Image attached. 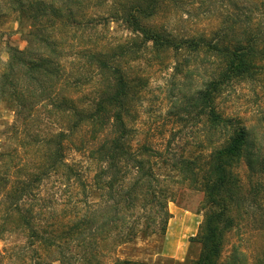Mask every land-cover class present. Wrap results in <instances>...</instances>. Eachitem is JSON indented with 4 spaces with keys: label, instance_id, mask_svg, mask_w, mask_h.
Segmentation results:
<instances>
[{
    "label": "rangeland",
    "instance_id": "obj_1",
    "mask_svg": "<svg viewBox=\"0 0 264 264\" xmlns=\"http://www.w3.org/2000/svg\"><path fill=\"white\" fill-rule=\"evenodd\" d=\"M129 1L0 0V264L195 261L207 207L202 176L241 128L242 145L222 159L239 200L228 203L234 226L219 262L264 264V1L163 0L156 16L141 20L180 40L220 34L225 42L216 50L145 41L121 18ZM240 39L249 42L241 47L247 72L225 76L235 48L226 42ZM120 81L127 85L122 106L98 108ZM122 126L127 143L162 154L148 161L164 177L150 188L171 196L166 233L138 234L125 244L113 219L119 176L108 160L92 161L80 148L112 141ZM61 132L69 135L61 161L77 169L68 177L53 168L57 146L50 139ZM117 165L124 183L136 184L135 165ZM163 203L144 199L136 208L151 212Z\"/></svg>",
    "mask_w": 264,
    "mask_h": 264
},
{
    "label": "trees",
    "instance_id": "obj_2",
    "mask_svg": "<svg viewBox=\"0 0 264 264\" xmlns=\"http://www.w3.org/2000/svg\"><path fill=\"white\" fill-rule=\"evenodd\" d=\"M162 1L163 0L129 1L124 7H122L121 18L124 22L130 24L137 32H139L145 41L152 42V44L156 47L181 48V45L186 44L192 47H200L203 45L216 50L220 44H224L225 41L221 39L222 37L217 38L220 34L210 38L200 37L197 39L180 40L172 37L171 33L157 32L145 27L141 20L156 16ZM255 1H260L259 3L263 4L262 1L264 0ZM19 4L22 3L19 2ZM246 41L240 39L238 41H229L230 43L226 42L227 45L231 46L230 48H235L231 51L232 59L234 61L232 60L230 67L228 68L233 71L227 70L225 72V76L229 72L234 74L247 72V63L245 58L248 55L245 54V50L241 48L244 44H246ZM41 42H43V39H41ZM247 43L249 42L247 41ZM222 47L224 51L228 53L229 47ZM12 51L18 55L22 54L14 49H12ZM11 59L12 61L15 59L18 60L15 56ZM13 67L14 65L8 64V69H12ZM3 76H5V74ZM119 84L120 86L115 93L106 95L100 99L97 104L98 108H100L103 103L111 106L116 104H119L120 107L122 106V92L127 88V85L123 81H120ZM98 108L97 112L95 111L94 117L101 113ZM116 117L119 118L120 116L117 115ZM90 118L93 117L91 116ZM73 128H76V126L73 125ZM126 131V128L122 126L119 131V136L113 138L110 142L105 141L103 144H99L98 147H93L94 144L91 143H85L80 146V148H84V152L89 154L92 161L94 159L99 162H106L108 160L107 169L114 173L116 176L115 178H118L119 176L118 181H120L122 185L116 193L119 200H114L115 207L113 219L115 222L114 230L117 232V239L122 241L121 243L124 244L133 241L138 234H144L146 236L150 233H159L163 236L166 233L168 221L171 218V215L167 210V201H169L171 196L165 197L163 192H155L150 188L151 181L157 183L159 182V178H162L163 176L156 174L152 166L153 164L151 165L148 161L150 156L155 157V155H159L161 157L162 154L146 145L133 146L130 143H127L125 141ZM239 134L240 136L233 140L231 146L225 145L215 152L216 164H210L209 170H207L206 173L203 174L204 176H202L201 189L204 192L205 203L207 206L205 208L206 212L204 223L201 227L200 234L197 236L199 237L200 244L202 245V250L199 257L195 261H191L188 264H220L219 260L222 252V243L225 237L224 234L227 231H230L234 226L233 218L231 217L232 210L229 209L228 203H230V205H234V203H237V200H239L235 197L239 188L237 180L232 179L231 173H228L225 170L224 160L222 159L230 156L231 153L236 151L242 145L245 138V130L241 128ZM68 137L69 135L61 132L53 135L50 139V142H56L57 146V159L53 168H64L66 170V174H68L65 175V177L74 175L77 172L75 165H69L61 161V151L63 148L62 140H66ZM91 140V142L94 141V139ZM123 161L132 162L135 165L133 169L136 171L137 181L133 186L132 184H125L123 181V168L117 165L118 162L121 163ZM105 169L100 168V172L104 174V171H107V169ZM144 199H150L151 201H157L158 203L161 199L165 200V203L159 205V208L156 211H148L146 205L137 211L136 204ZM107 201L108 200H104V205L107 204ZM131 219H133L132 223ZM83 222L84 218H81L78 224L82 225ZM39 240L49 246L56 245L57 248L60 245L59 243H56L54 238L44 239L43 237H40ZM234 255L235 256H233L232 261L239 256V253L237 252ZM92 260L94 259L92 258ZM235 261L236 260H234L232 264H239ZM78 262H80V260ZM89 263L94 264L93 262Z\"/></svg>",
    "mask_w": 264,
    "mask_h": 264
},
{
    "label": "crops",
    "instance_id": "obj_3",
    "mask_svg": "<svg viewBox=\"0 0 264 264\" xmlns=\"http://www.w3.org/2000/svg\"><path fill=\"white\" fill-rule=\"evenodd\" d=\"M169 234H170V233L168 232L167 235H166V240H167V241H169V239H170ZM167 248H168V245L166 244V246H165L166 252H169L168 254L172 253V251H170V250L167 249Z\"/></svg>",
    "mask_w": 264,
    "mask_h": 264
}]
</instances>
